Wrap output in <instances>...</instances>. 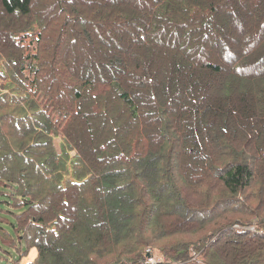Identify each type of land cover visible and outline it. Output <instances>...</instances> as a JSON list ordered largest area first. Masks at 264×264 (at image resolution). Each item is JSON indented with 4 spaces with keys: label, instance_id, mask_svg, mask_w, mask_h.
I'll list each match as a JSON object with an SVG mask.
<instances>
[{
    "label": "trees",
    "instance_id": "obj_1",
    "mask_svg": "<svg viewBox=\"0 0 264 264\" xmlns=\"http://www.w3.org/2000/svg\"><path fill=\"white\" fill-rule=\"evenodd\" d=\"M0 240L264 264V0H0Z\"/></svg>",
    "mask_w": 264,
    "mask_h": 264
},
{
    "label": "rangeland",
    "instance_id": "obj_2",
    "mask_svg": "<svg viewBox=\"0 0 264 264\" xmlns=\"http://www.w3.org/2000/svg\"><path fill=\"white\" fill-rule=\"evenodd\" d=\"M65 27V26H64ZM69 74H66V77L68 76ZM6 209V208H5ZM11 213L10 214H8V213H3V218H6V219H8V220H11L12 218H13V215H12V213L13 214H15L16 212L14 211V210H10V209H8ZM218 227H219V225H209L208 227H206V229H208L206 232H214V231H216L217 229H218ZM205 229V230H206ZM8 236H11L12 237V240H15L17 243H18V239H19V236L17 235V233L13 230V228H10V229H8ZM175 239L176 240V238L173 236V237H171V238H168V239H163V240H161L160 242H158L155 246H157V247H159V248H162V246H164L165 244H171L170 242H169V239ZM1 244H3L2 242H1V240H0V246L1 247H3ZM18 245V244H17ZM6 247H8V246H6ZM168 248V247H167ZM0 250H2V249H0ZM10 252H11V254H13L14 253V250L12 249V248H9L8 249ZM22 250H25V247H24V245H23V248H22ZM150 256H149V259H148V264H155L156 262H158V260H161V258H160V252L159 251H157V249H155L154 251H150V253H148ZM35 256V253H34V251H31L28 255H27V257H24L23 259H22V264H24V263H26V262H28L29 260H32L33 259V257ZM5 262V261H4ZM4 262H3V260L2 259H0V264L2 263V264H4Z\"/></svg>",
    "mask_w": 264,
    "mask_h": 264
}]
</instances>
